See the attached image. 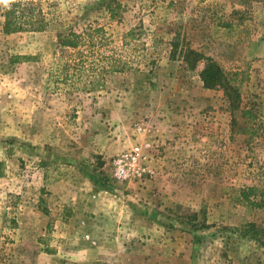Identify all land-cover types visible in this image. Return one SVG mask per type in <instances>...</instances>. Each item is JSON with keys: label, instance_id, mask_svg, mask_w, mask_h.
Here are the masks:
<instances>
[{"label": "rangeland", "instance_id": "1", "mask_svg": "<svg viewBox=\"0 0 264 264\" xmlns=\"http://www.w3.org/2000/svg\"><path fill=\"white\" fill-rule=\"evenodd\" d=\"M14 2L41 10L47 30L5 35ZM181 2L0 3V264H82L70 254L99 242L95 218L134 231L127 264H192L198 245L203 260L223 246L264 254V11L248 0L227 12L242 30H224L216 2ZM92 28L106 33L100 52L127 69L87 91L90 72L75 86L58 79L75 55L58 35ZM190 51L220 65L226 90L204 88L205 62L193 68ZM121 155L139 158L125 181L114 176ZM251 188L254 205L241 198Z\"/></svg>", "mask_w": 264, "mask_h": 264}, {"label": "trees", "instance_id": "2", "mask_svg": "<svg viewBox=\"0 0 264 264\" xmlns=\"http://www.w3.org/2000/svg\"><path fill=\"white\" fill-rule=\"evenodd\" d=\"M121 8V4L117 2H111L107 5V10L111 17H115ZM4 25L3 33L5 35H13L18 33L27 32H44L48 28V23L41 10L34 5H24L20 2H14L10 8L5 10L4 13ZM131 33V32H130ZM106 33L103 28H92L90 32L78 33L73 30L62 32L58 35L59 45L65 49L74 51V59L65 66V72L60 74L58 79L66 81L70 80L72 86H75V80L81 77L84 71L92 74L91 78H88L86 84L83 86L87 91L95 90L102 87L104 84V78L108 74L123 73L127 69V63L123 62L121 58H115V56H105L100 52V47L103 46ZM87 48V49H86ZM97 49L99 51H97ZM190 54L194 55V66L196 68L198 62L204 60V69L200 72L201 81L204 84L206 90H212L215 88H225L228 86L227 74L220 67V65L210 58H205L202 54L195 51H190ZM77 57V58H76ZM76 58V59H75ZM29 62L30 57L15 59V63ZM77 71L76 74H71V71ZM227 84V85H226ZM227 88H225L226 90ZM237 91V89H235ZM246 116L253 121L256 117L251 110L244 111ZM255 188L241 193L244 199L254 205L250 201L251 195H254ZM236 232L242 233V228L235 229Z\"/></svg>", "mask_w": 264, "mask_h": 264}, {"label": "crops", "instance_id": "3", "mask_svg": "<svg viewBox=\"0 0 264 264\" xmlns=\"http://www.w3.org/2000/svg\"><path fill=\"white\" fill-rule=\"evenodd\" d=\"M182 9H185L189 7L190 2H194L195 0H180ZM184 1H187L189 3L185 4ZM206 3L209 1H212L213 3L216 2V7H213L214 9V20L219 25L223 26L222 29L225 30V28H233L237 30L239 28V31L242 30V24L243 21L239 20L235 16L234 18H231L230 14L227 12L230 11L233 12L234 10H237L238 13L244 12L246 10V1L248 0H205ZM249 3H252L254 5V10H257V12H263L264 11V0H249ZM224 8V10H222ZM226 13V14H224ZM230 18V20H228ZM264 19V18H263ZM230 21V22H229ZM226 23H232L231 24H225ZM224 23V24H221ZM232 29V30H233ZM33 145H43L44 143H36L33 142ZM58 185H63L58 183L56 186L58 188ZM56 186H52L53 189L56 188ZM63 187V186H62ZM61 188V186H60ZM132 217V215H131ZM72 220V219H71ZM107 223H102L101 219L95 218L94 219V231L96 232L93 236L94 239H98L99 242L95 240L94 244L95 246L91 245L89 243L88 246L84 247V249L80 246V251L77 252L76 255H72L69 259L70 261H77L81 262L82 264L92 263L94 260V264H127L128 260L133 257L134 247H133V230L127 229L125 226H123L124 232L120 230L119 232L111 233L110 229L106 225ZM106 229V230H104ZM80 232V230H78ZM91 232V229L89 230ZM89 238H91L90 235H88ZM92 239V238H91ZM109 242V243H108ZM116 246V250H114V247ZM202 245H198L195 247V256L192 264H264V254H261L258 252L259 250L252 249L250 246H247L243 248L242 245L240 246L239 251H234L229 246H223L222 250L219 253H217V249L214 252H210L209 257L206 260L200 259L202 258V254H200V249H202ZM92 249L94 251L93 254L96 255L95 259L93 254L89 257H85L83 254L86 253L87 250ZM202 256V257H201ZM227 258L232 259V262L226 263ZM166 264V263H164Z\"/></svg>", "mask_w": 264, "mask_h": 264}, {"label": "built area", "instance_id": "4", "mask_svg": "<svg viewBox=\"0 0 264 264\" xmlns=\"http://www.w3.org/2000/svg\"><path fill=\"white\" fill-rule=\"evenodd\" d=\"M139 158L136 155H121L113 161L114 176L118 181H125L136 172Z\"/></svg>", "mask_w": 264, "mask_h": 264}, {"label": "clouds", "instance_id": "5", "mask_svg": "<svg viewBox=\"0 0 264 264\" xmlns=\"http://www.w3.org/2000/svg\"><path fill=\"white\" fill-rule=\"evenodd\" d=\"M0 3H7V0H0Z\"/></svg>", "mask_w": 264, "mask_h": 264}]
</instances>
